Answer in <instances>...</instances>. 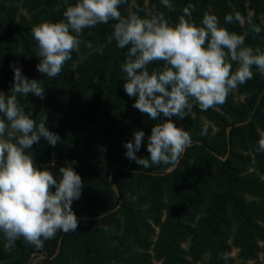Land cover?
Masks as SVG:
<instances>
[{"label": "trees", "instance_id": "16d2710c", "mask_svg": "<svg viewBox=\"0 0 264 264\" xmlns=\"http://www.w3.org/2000/svg\"><path fill=\"white\" fill-rule=\"evenodd\" d=\"M58 2L0 0V92L11 91L14 67L41 81L43 99L32 94L18 99L37 122L46 116V127L60 141L52 147L41 138L30 151L37 166H49L56 177L60 167L75 162L84 184L72 204L79 224L76 231L57 232L39 249L23 238L5 249L0 233V264H31L34 255L44 257L39 264H264V152L256 150L264 135V76L253 67V78L223 105L202 111L194 103L183 120L173 117L190 133V146L174 170L155 164L143 168L126 157L124 144L142 130L136 156L150 157L147 138L165 118L154 121L132 107L136 98L124 91L126 74L120 67L127 49L111 38L115 21L85 29L81 39L92 47L81 44L57 77L38 72L31 29L62 19L67 5L57 11ZM170 3L165 8L161 0H128L120 11L141 17L160 11L175 22L191 3L197 24L205 12L214 14L221 25L245 35L247 45L264 49V0ZM235 12L251 17L261 33H251L247 23L224 25L225 15ZM20 48L24 54H16Z\"/></svg>", "mask_w": 264, "mask_h": 264}, {"label": "clouds", "instance_id": "9594fccd", "mask_svg": "<svg viewBox=\"0 0 264 264\" xmlns=\"http://www.w3.org/2000/svg\"><path fill=\"white\" fill-rule=\"evenodd\" d=\"M127 2L76 0L72 4L59 0L57 11L61 4L67 5L63 18L42 21L31 29L39 57L36 67L49 78L57 77L81 44L92 47L90 41L81 39L85 29L115 21L111 38L119 49H127L120 67L126 74L124 91L136 98L132 107L154 121L165 118L151 128L147 138L150 157L136 156L145 137L142 130L134 131L133 141L124 144L125 155L143 168L155 164L174 170L190 146L191 136L176 126L173 117L183 120L194 103L202 111L223 105L233 90L253 78V67L264 76V49L247 45L245 35L221 25L214 14L205 12L197 24L193 19L196 8L191 3L171 22L160 11L147 17L137 12L123 16L120 7ZM161 4L172 7L170 0H161ZM234 21L247 23L253 34L262 31L240 12L225 15L224 25ZM16 54H24L23 49H17ZM152 65L156 67L150 70ZM44 92L41 81L29 79L19 67H14L11 91L0 92V233L9 250L20 238L42 248L57 232L76 231L79 224L72 204L80 199L84 184L74 171L75 162L60 167L56 177L49 166L38 167L30 151L41 138L52 147L60 141L59 135L46 127L47 117L37 122L18 99L29 94L43 99ZM206 133L205 127L201 134ZM256 150L264 152V135ZM51 167H55L54 161ZM223 258L227 260L228 254Z\"/></svg>", "mask_w": 264, "mask_h": 264}, {"label": "rangeland", "instance_id": "374dc122", "mask_svg": "<svg viewBox=\"0 0 264 264\" xmlns=\"http://www.w3.org/2000/svg\"><path fill=\"white\" fill-rule=\"evenodd\" d=\"M235 255H236V250H233L232 256H235ZM43 259H44V257L42 255H34L30 259V263L31 264H39L40 262H42Z\"/></svg>", "mask_w": 264, "mask_h": 264}]
</instances>
